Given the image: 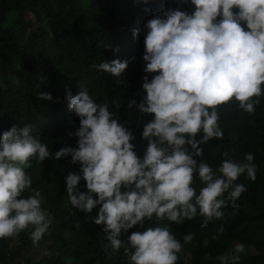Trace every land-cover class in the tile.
<instances>
[{"label":"clouds","instance_id":"9594fccd","mask_svg":"<svg viewBox=\"0 0 264 264\" xmlns=\"http://www.w3.org/2000/svg\"><path fill=\"white\" fill-rule=\"evenodd\" d=\"M131 2L143 9L141 18L127 28L141 52L129 55L109 45V54L92 67L121 84L145 48L147 63L145 68L140 63L139 72L156 74L150 81L144 77L142 102L128 103L146 115L139 133L118 123L111 104L97 103L85 86L76 95L68 90L65 97L72 112L69 130L78 120L80 124L75 133H68L78 137L77 147L50 152L46 143L30 135L28 126L38 124L33 119L0 134V239L27 230L37 245L49 233L53 216L42 206L41 192L31 188L33 180L26 172L32 160L71 157L65 177L71 209L91 214L99 208L89 219L103 225L105 249L123 248L129 264H176L182 243L161 222L180 224L199 216L204 228L223 220L224 209L229 204L238 209L237 200L247 190L235 181L243 174L255 180L251 152L241 161L222 160L215 171L196 157L203 156L201 145L231 129L225 116L228 107L238 102L252 114L264 94V0ZM39 99L53 98L41 91ZM194 174L203 185L198 192ZM82 178L86 192L77 187ZM146 219L157 223L127 236ZM223 231L221 225L217 234ZM183 232V242H191L194 234ZM36 251L42 253L41 248ZM243 253L244 245L237 243L216 257L217 264H240Z\"/></svg>","mask_w":264,"mask_h":264},{"label":"trees","instance_id":"16d2710c","mask_svg":"<svg viewBox=\"0 0 264 264\" xmlns=\"http://www.w3.org/2000/svg\"><path fill=\"white\" fill-rule=\"evenodd\" d=\"M27 9L37 16L36 29L32 21L24 19ZM176 9L189 13L182 6ZM142 15V7L131 0H0V134L13 126L23 128L33 119L38 124L28 126L30 135L46 143L50 152L77 147L78 137L68 133H75L80 124L78 120L69 130L72 112L65 97L68 90L76 95L89 87L93 99L109 102L118 123L137 135L146 115L135 106L129 108L128 103L142 102L146 95L144 77L150 81L156 74L144 69L139 72L140 63L144 68L147 63L143 60L145 48L121 84L92 66L109 54V45L129 55L141 52L140 45L130 41L127 28ZM41 91L53 99H39ZM258 98L260 103L252 114L241 110L238 102L228 107L225 116L231 120V129H224L222 138L201 145L203 156L196 157L198 163L203 160L215 171L222 160L241 161L251 152L256 178L250 180L243 174L235 181L245 184L247 190L237 200L238 209L231 204L224 209L223 220L210 221L204 228L199 216L180 224L161 222L182 243L176 264H217L216 257L237 243L245 247L240 264H264V94ZM69 158L50 156L39 163L32 160L26 168L33 180L31 188L41 192L42 206L53 216V223L37 245L27 230L0 239V264H129L123 248L118 252L105 249L103 225L89 219L99 208L91 214L71 209L65 182ZM75 165L80 170V163ZM202 186L194 174L193 187L198 192ZM77 187L86 192V181L82 178ZM30 194L25 192V196ZM156 223L146 219L127 236ZM221 225L224 231L217 234ZM183 229L194 234L191 242H183ZM213 234L216 239H212ZM38 248L42 253L38 251L33 257L31 251L35 253Z\"/></svg>","mask_w":264,"mask_h":264},{"label":"rangeland","instance_id":"374dc122","mask_svg":"<svg viewBox=\"0 0 264 264\" xmlns=\"http://www.w3.org/2000/svg\"><path fill=\"white\" fill-rule=\"evenodd\" d=\"M24 19H25V21H32L33 24L35 25V29H36V27H37V25H36L37 16H36L35 12H33L30 9H27L26 12H25ZM36 253H37V251H35V253L33 251H31V255L33 257L36 256Z\"/></svg>","mask_w":264,"mask_h":264}]
</instances>
